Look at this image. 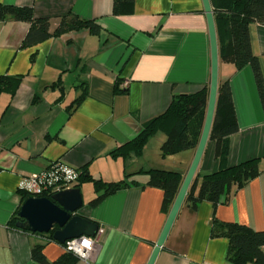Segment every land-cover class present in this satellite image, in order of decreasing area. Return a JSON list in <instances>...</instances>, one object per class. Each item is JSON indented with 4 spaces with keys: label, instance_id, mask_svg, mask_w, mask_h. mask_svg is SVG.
<instances>
[{
    "label": "crops",
    "instance_id": "obj_1",
    "mask_svg": "<svg viewBox=\"0 0 264 264\" xmlns=\"http://www.w3.org/2000/svg\"><path fill=\"white\" fill-rule=\"evenodd\" d=\"M0 4L31 7L35 17L50 20V32L66 15L99 26L97 34L82 28L26 46L28 23L0 21V76L21 77L13 94L0 93V264H39L30 254L36 244L43 245L49 261L65 253L46 234L10 224L23 202L20 178L55 161L95 179L128 183L94 206L88 202L101 192L87 179L79 185L83 204L78 214L103 228L90 264H146L169 210L162 208V189L148 185L141 171L167 169L184 177L195 148L149 157V142L161 144L165 138L159 132L140 156L123 159L112 151L163 113L173 96L209 86L202 1L134 0L119 14L113 12V0ZM249 36L264 81V24H250ZM224 81L238 124L228 137L227 163L258 158L260 173L216 205L183 201L153 264H232L226 259L227 239L212 236V225L236 222L264 231V111L249 64L218 60V83ZM214 152L215 143L207 142L195 175L217 170ZM73 264L85 263L76 257Z\"/></svg>",
    "mask_w": 264,
    "mask_h": 264
},
{
    "label": "trees",
    "instance_id": "obj_2",
    "mask_svg": "<svg viewBox=\"0 0 264 264\" xmlns=\"http://www.w3.org/2000/svg\"><path fill=\"white\" fill-rule=\"evenodd\" d=\"M133 2L134 0H113V12L119 14L124 7L132 5ZM210 4L216 28L219 60L232 61L236 67L245 64L251 66L264 111V81L257 56L252 52L249 36L250 24H264V0H210ZM7 19L29 24V29L22 41V44L26 46L71 30L88 28L91 33L99 32V26L94 21L85 20L76 15L61 17L57 27L50 32V20L46 17H35L31 7L0 4V21ZM20 79V76H0V93L7 91L13 94ZM207 97V85L194 93L173 96L163 113L146 121L138 134L114 149L112 155L121 156L123 159L130 154L140 156L148 139L159 132L165 136L160 144V154L163 157L195 148L202 129ZM237 131L238 124L228 82H219L208 138V142L215 143L214 155L218 162V168L201 176L195 175L187 190L184 202L190 201L195 206L201 201H208L216 205L232 189L243 186L260 173L258 158L228 165V137ZM141 172L147 175L146 183L148 185L162 189V208L168 211L182 182V174L178 171L159 168ZM126 176L129 177L130 174ZM86 179L92 182L95 192H101L88 202L91 206L99 203L105 196L128 186L125 179L111 182L95 179L85 170L80 171L78 180L73 186L79 187ZM21 196L23 201L30 197L24 192H21ZM18 211L19 209L10 219L12 226H15V223L20 220L17 215ZM37 234H46L48 240L57 242L52 238V231ZM211 234L227 239L226 259L230 263L264 264L263 230H254L236 222H225L212 225ZM30 254L31 258L39 264H73L76 261V256L66 251L56 260L49 261L44 254L42 244L34 245Z\"/></svg>",
    "mask_w": 264,
    "mask_h": 264
},
{
    "label": "water",
    "instance_id": "obj_3",
    "mask_svg": "<svg viewBox=\"0 0 264 264\" xmlns=\"http://www.w3.org/2000/svg\"><path fill=\"white\" fill-rule=\"evenodd\" d=\"M201 1L206 17L210 47V79L204 120L193 158L146 264L154 263L160 248L164 244L194 178L212 126L218 87V45L210 0ZM82 204V194L79 187L75 186L55 191L49 197L30 196L22 202L17 213L20 220L15 223V226L32 233H48L52 231V238L61 244L68 239L82 235L93 236L98 229V224L78 214Z\"/></svg>",
    "mask_w": 264,
    "mask_h": 264
},
{
    "label": "built area",
    "instance_id": "obj_4",
    "mask_svg": "<svg viewBox=\"0 0 264 264\" xmlns=\"http://www.w3.org/2000/svg\"><path fill=\"white\" fill-rule=\"evenodd\" d=\"M80 171L73 167H69L61 161H55L50 163L48 166L41 169L39 172L24 175L18 182V191L27 193L33 197H49L53 192L73 187L77 182ZM103 232V228L98 226L97 231L93 236H79L66 240L64 243H60L64 251L72 253L78 259L85 264L92 263L100 235ZM88 238L93 241L91 249H81L80 242L82 238ZM75 241V244H71ZM58 243V242H57Z\"/></svg>",
    "mask_w": 264,
    "mask_h": 264
},
{
    "label": "rangeland",
    "instance_id": "obj_5",
    "mask_svg": "<svg viewBox=\"0 0 264 264\" xmlns=\"http://www.w3.org/2000/svg\"><path fill=\"white\" fill-rule=\"evenodd\" d=\"M152 139H156V138H152ZM162 143V142H161ZM156 146L160 147V142L158 140V142L156 140H151L148 144V149H147V156H157L160 151L159 148L156 150ZM158 157V156H157Z\"/></svg>",
    "mask_w": 264,
    "mask_h": 264
},
{
    "label": "clouds",
    "instance_id": "obj_6",
    "mask_svg": "<svg viewBox=\"0 0 264 264\" xmlns=\"http://www.w3.org/2000/svg\"><path fill=\"white\" fill-rule=\"evenodd\" d=\"M75 241H72L71 244H75ZM93 244V241L88 239V238H82L81 242H80V248L77 249V251L79 252L81 249H91Z\"/></svg>",
    "mask_w": 264,
    "mask_h": 264
}]
</instances>
